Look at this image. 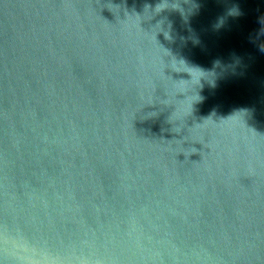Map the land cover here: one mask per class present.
<instances>
[{
    "label": "water",
    "instance_id": "95a60500",
    "mask_svg": "<svg viewBox=\"0 0 264 264\" xmlns=\"http://www.w3.org/2000/svg\"><path fill=\"white\" fill-rule=\"evenodd\" d=\"M0 264H264V0H0Z\"/></svg>",
    "mask_w": 264,
    "mask_h": 264
}]
</instances>
